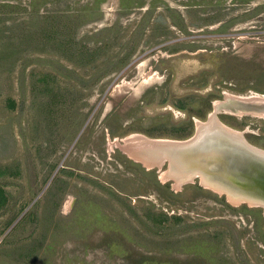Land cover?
Wrapping results in <instances>:
<instances>
[{"label": "rangeland", "instance_id": "374dc122", "mask_svg": "<svg viewBox=\"0 0 264 264\" xmlns=\"http://www.w3.org/2000/svg\"><path fill=\"white\" fill-rule=\"evenodd\" d=\"M226 93L264 94V0H0V264H264L262 207L133 155L212 113L264 151Z\"/></svg>", "mask_w": 264, "mask_h": 264}, {"label": "water", "instance_id": "95a60500", "mask_svg": "<svg viewBox=\"0 0 264 264\" xmlns=\"http://www.w3.org/2000/svg\"><path fill=\"white\" fill-rule=\"evenodd\" d=\"M213 126V130L208 127L203 137L192 143L182 144L180 142L184 141L180 140L179 143L163 141L152 144L150 148L158 154L156 161H169L170 169L166 174L177 176L180 181L173 177L176 182L185 184L198 178L233 199L264 209V156L246 140L237 138L241 142L231 144L227 139H236L232 132L219 124ZM218 134L223 139L216 141ZM149 146H139L142 147L139 154L147 158L142 151Z\"/></svg>", "mask_w": 264, "mask_h": 264}, {"label": "bare ground", "instance_id": "6f19581e", "mask_svg": "<svg viewBox=\"0 0 264 264\" xmlns=\"http://www.w3.org/2000/svg\"><path fill=\"white\" fill-rule=\"evenodd\" d=\"M197 72V71H196ZM146 80L144 81V84H149L151 82H154L156 79L159 78V76L157 74H150L149 76L146 75ZM227 97L225 98L224 101H217L215 103V112L218 113L219 111H225V112H228V113H236L238 112L240 115L242 114H252V115H255V116H260L261 118L264 119V94L262 96L260 95H253V96H250V93H249V96L250 97H245V96H231L229 94H227ZM171 111V109H169ZM174 112V111H173ZM246 114V115H247ZM219 124L221 128H225L227 130H229L230 132H232V134L234 135V137L236 138L235 140H231V139H227L230 141L231 144H237L241 141H239L237 138L241 139L242 141L245 140L242 136L241 133L239 132H236L234 130H231L230 128L220 124L216 119H215V114H211V117H210V120L209 122L207 123H198L199 124V127H198V130H197V133L196 135L191 138L190 140L188 141H184V142H180L182 144H185V143H192L194 141H197L198 139L202 138L203 137V132L209 128H211L213 130V125L214 124ZM212 127H211V126ZM218 138H216L218 140H222L223 139V136L222 135H219L218 134ZM159 142V141H158ZM176 143H179L178 141H175ZM157 144V141L155 142ZM155 143H152V142H147L145 141L143 138H140L137 142L135 141V143H133L134 145H150L148 147L147 150H144L142 151L143 152V155H146L147 158L143 157L141 155V153L139 154V152H137L136 150L134 151L135 153L133 154L135 157L138 158V160L140 161H143L146 165H148L149 167H151L153 164H157L156 162L154 163V161L158 160V154L155 152V149L153 148H150L152 146V144H155ZM213 144V143H212ZM154 146V145H153ZM132 148V147H131ZM253 148V147H252ZM134 149V148H133ZM256 150H258V153L262 154L264 156V151H261L257 148H254ZM148 156H155V157H148ZM177 171V170H176ZM167 174H164V178H166ZM174 178H176L177 176H174ZM178 181H180L179 178H176ZM203 180H208V179H204ZM179 183V182H178ZM231 201L233 202H239L240 200L238 199H233L231 198Z\"/></svg>", "mask_w": 264, "mask_h": 264}, {"label": "trees", "instance_id": "16d2710c", "mask_svg": "<svg viewBox=\"0 0 264 264\" xmlns=\"http://www.w3.org/2000/svg\"><path fill=\"white\" fill-rule=\"evenodd\" d=\"M259 215H260V217H261V212L259 213ZM263 232H264V231H263ZM263 232H262V233H263ZM263 235H264V233H263ZM263 242H264V238H263Z\"/></svg>", "mask_w": 264, "mask_h": 264}]
</instances>
